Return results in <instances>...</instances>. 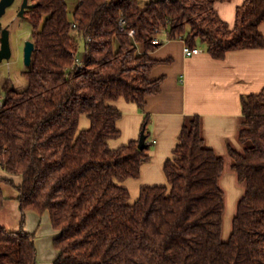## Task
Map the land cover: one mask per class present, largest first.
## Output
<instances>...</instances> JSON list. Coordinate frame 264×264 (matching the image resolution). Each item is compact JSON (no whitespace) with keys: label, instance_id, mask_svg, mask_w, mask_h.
Returning a JSON list of instances; mask_svg holds the SVG:
<instances>
[{"label":"trees","instance_id":"obj_1","mask_svg":"<svg viewBox=\"0 0 264 264\" xmlns=\"http://www.w3.org/2000/svg\"><path fill=\"white\" fill-rule=\"evenodd\" d=\"M30 1L27 85L0 84V167L21 176L20 228L0 226V264H36L34 234L23 229L28 210L47 212L57 231L53 264H264V91L241 96L242 148L228 145L244 192L227 238L224 156L205 145L199 115L182 123L163 164L166 184L141 186L134 201L123 181L138 178L149 159L150 115L140 128L146 147L138 139L108 144L121 116L110 103L122 97L143 111L161 90L163 78L151 77L160 61L150 55L161 33L216 59L264 48V0H244L232 28L214 10L225 0H77L71 14L66 0ZM80 36L85 54L76 66ZM83 115L89 126L80 129ZM8 182L0 175V207Z\"/></svg>","mask_w":264,"mask_h":264},{"label":"crops","instance_id":"obj_2","mask_svg":"<svg viewBox=\"0 0 264 264\" xmlns=\"http://www.w3.org/2000/svg\"><path fill=\"white\" fill-rule=\"evenodd\" d=\"M243 2L244 0L216 1L214 10L228 28H232L236 8ZM258 28L264 36V21ZM159 38L165 40L150 55L160 61L151 71L152 78H163L160 92L146 98L143 111L136 103L122 97L110 103L121 112L117 120L120 135L108 141L112 148L138 139L144 112L151 118L147 138L150 144L147 150L149 159L141 164L140 176L135 181L136 197L141 186L166 184L163 164L172 156L182 123L187 116H200L205 145L214 149L217 154L228 156V145L241 150L242 145L238 141L242 118L241 96L264 91V48L232 50L224 58L216 59L203 45H200L203 49L200 53L186 55L182 39H166L164 35ZM84 54L81 55L82 58ZM88 126L89 119L81 116L79 128ZM0 170L5 173L1 167ZM224 178L221 183L230 189L229 198L240 199L243 188L237 185L236 173L235 177L228 173ZM3 205L4 201L1 207ZM18 217V226L11 230L20 228V210ZM23 229L34 234L36 264H53L58 255L53 244L57 231L52 227L47 212L38 214L26 211Z\"/></svg>","mask_w":264,"mask_h":264},{"label":"rangeland","instance_id":"obj_3","mask_svg":"<svg viewBox=\"0 0 264 264\" xmlns=\"http://www.w3.org/2000/svg\"><path fill=\"white\" fill-rule=\"evenodd\" d=\"M22 0H14V2L6 8L5 13L0 17V30L5 27L9 31V42L12 50V54L9 59H5L0 62V84L4 79H8L11 85L17 90H22L27 85V78L24 76L23 71L27 69L23 60V46L26 39H31L32 27L30 22L25 17H19V7ZM68 4V11L71 14L77 0H66ZM140 5L143 6L148 0H139ZM18 11V12H17ZM161 33L160 36H163ZM78 54L82 55L85 52L84 40L78 37ZM81 126L82 125L81 123ZM232 173L235 177L234 170L230 167L229 156L224 157V170L219 179V185L224 191L225 210L223 216L222 226V237L227 238L231 231V224L233 216L236 213L237 202L239 199H230V189L224 187L221 183L224 175ZM3 176L10 177L14 183H4L3 194H4V205L0 208V226H5L7 229H15L18 226L19 221V206L17 200V188L16 185L21 182V176L13 175L5 172ZM137 178H128L123 181L130 192V201H134L136 197V180ZM237 185L243 188L244 185L237 182ZM228 194V197H227ZM17 217V218H16Z\"/></svg>","mask_w":264,"mask_h":264},{"label":"water","instance_id":"obj_4","mask_svg":"<svg viewBox=\"0 0 264 264\" xmlns=\"http://www.w3.org/2000/svg\"><path fill=\"white\" fill-rule=\"evenodd\" d=\"M28 0H23L19 9V16H23L24 10L28 6ZM14 0H0V17L5 13L6 8L10 6ZM34 50V42L30 39L26 40L23 46V60L26 66H29L31 63L32 53ZM12 54L10 42H9V31L6 28L1 30L0 36V62L5 59H9ZM138 147H146L145 135L141 131L138 138Z\"/></svg>","mask_w":264,"mask_h":264},{"label":"built area","instance_id":"obj_5","mask_svg":"<svg viewBox=\"0 0 264 264\" xmlns=\"http://www.w3.org/2000/svg\"><path fill=\"white\" fill-rule=\"evenodd\" d=\"M133 30H131L129 32L130 35H132ZM80 38H82V36H80ZM160 39L158 37L154 38V42H159ZM183 51L186 55H192V54H197L200 53L201 51H203L201 46H194V47H189L187 44L184 43L183 46ZM75 65L76 66H81L83 63V58L81 57V55L78 54V51L75 54Z\"/></svg>","mask_w":264,"mask_h":264},{"label":"flooded vegetation","instance_id":"obj_6","mask_svg":"<svg viewBox=\"0 0 264 264\" xmlns=\"http://www.w3.org/2000/svg\"><path fill=\"white\" fill-rule=\"evenodd\" d=\"M22 1H23V0H22ZM22 1H21V3H22ZM27 2H28V6H27L26 9L24 10V14H23V16H21V17H25V11H26L31 5H33V3H32L30 0H28ZM20 6H21V5H20ZM19 9H20V7H19ZM19 9H18V10H19ZM17 12H18V11H17ZM18 16H19V15H18ZM19 17H20V16H19ZM3 28H5V27H3ZM3 28H2V29H3ZM2 29H1V30H2ZM1 30H0V36H1ZM26 40H28V39H26ZM26 40H25V41H26ZM30 40H32V39H30ZM25 41H24V43H25Z\"/></svg>","mask_w":264,"mask_h":264}]
</instances>
